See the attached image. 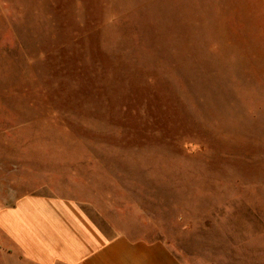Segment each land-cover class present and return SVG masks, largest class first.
I'll return each instance as SVG.
<instances>
[{
	"label": "rangeland",
	"instance_id": "obj_1",
	"mask_svg": "<svg viewBox=\"0 0 264 264\" xmlns=\"http://www.w3.org/2000/svg\"><path fill=\"white\" fill-rule=\"evenodd\" d=\"M29 194L264 264V0H0V209Z\"/></svg>",
	"mask_w": 264,
	"mask_h": 264
},
{
	"label": "crops",
	"instance_id": "obj_2",
	"mask_svg": "<svg viewBox=\"0 0 264 264\" xmlns=\"http://www.w3.org/2000/svg\"><path fill=\"white\" fill-rule=\"evenodd\" d=\"M0 241L21 264H185L166 242L104 231L83 202L57 195L0 209Z\"/></svg>",
	"mask_w": 264,
	"mask_h": 264
}]
</instances>
